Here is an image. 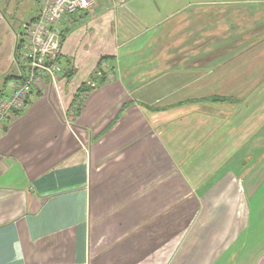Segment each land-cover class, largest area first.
I'll use <instances>...</instances> for the list:
<instances>
[{
    "label": "crops",
    "instance_id": "1",
    "mask_svg": "<svg viewBox=\"0 0 264 264\" xmlns=\"http://www.w3.org/2000/svg\"><path fill=\"white\" fill-rule=\"evenodd\" d=\"M132 2L64 16L0 131V264H264V0ZM39 9L0 0V96Z\"/></svg>",
    "mask_w": 264,
    "mask_h": 264
},
{
    "label": "built area",
    "instance_id": "2",
    "mask_svg": "<svg viewBox=\"0 0 264 264\" xmlns=\"http://www.w3.org/2000/svg\"><path fill=\"white\" fill-rule=\"evenodd\" d=\"M109 1L123 5L126 0ZM39 4L36 18L22 25L20 38L24 40V49L20 55L15 53L14 56L20 80L0 96V131L15 112L26 107L31 93L40 87L44 79L57 84L59 78L65 74L60 61L63 52L64 16L94 12L99 0H39ZM17 41L16 44H19L20 40Z\"/></svg>",
    "mask_w": 264,
    "mask_h": 264
},
{
    "label": "rangeland",
    "instance_id": "3",
    "mask_svg": "<svg viewBox=\"0 0 264 264\" xmlns=\"http://www.w3.org/2000/svg\"><path fill=\"white\" fill-rule=\"evenodd\" d=\"M136 2H132V5L135 6L136 4L139 5V7L143 8V9H133V13L138 17V19L134 18V22H132V30L135 32H139L142 31V29H144V24L146 22V18L148 17V14L150 15L151 13L153 14L149 19H152L153 21H157V16L161 13H159L158 9H159V5L164 7V4H167V7H169V5L174 6L175 3H181V2H187L189 0H133ZM127 5V4H126ZM130 6V5H129ZM125 3L123 4V8H125ZM154 11V12H153ZM164 13L165 10H162ZM35 12H33L34 14ZM156 16V17H154ZM28 17V16H27ZM146 17V18H145ZM140 22V21H143Z\"/></svg>",
    "mask_w": 264,
    "mask_h": 264
},
{
    "label": "trees",
    "instance_id": "4",
    "mask_svg": "<svg viewBox=\"0 0 264 264\" xmlns=\"http://www.w3.org/2000/svg\"><path fill=\"white\" fill-rule=\"evenodd\" d=\"M33 19H35V18H33ZM32 19V20H33ZM23 41L24 40H21V42H19V48H22V46H23ZM108 59V56H102L101 58H100V60H99V62H98V64H97V72L99 73L98 75L97 74H95V73H93L92 75H91V80H97V81H99V82H101V83H103L104 81H105V79H106V77H105V75L104 74H102V72H103V70H102V65H103V63H104V61L105 60H107ZM102 75V76H101ZM12 76H10V78H11ZM90 86L89 85H87V83H82L80 86H79V88H78V94H77V96H76V98H74V101H75V99H77V97H78V95L79 94H81V93H85V92H87V91H89L90 90Z\"/></svg>",
    "mask_w": 264,
    "mask_h": 264
}]
</instances>
